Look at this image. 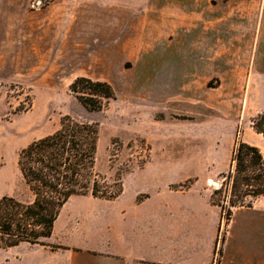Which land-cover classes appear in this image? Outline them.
I'll use <instances>...</instances> for the list:
<instances>
[{"label":"rangeland","instance_id":"1","mask_svg":"<svg viewBox=\"0 0 264 264\" xmlns=\"http://www.w3.org/2000/svg\"><path fill=\"white\" fill-rule=\"evenodd\" d=\"M26 1L25 27L13 14L8 34L0 20V199L30 198L19 153L56 131L65 116L99 124L97 170L113 190L119 178L148 184L172 175V189L201 180L213 194L209 181L223 184L237 140L253 141L264 156V136L252 127L264 111V64L247 66L259 83L248 104L246 87L230 94L215 89L220 80L213 79L209 107L172 96L153 106L144 83L149 0H45L38 11ZM80 77L109 82L117 99L89 111L69 89ZM260 199L254 210L238 208L264 214ZM27 247L0 248V264H18ZM260 257L255 264H264Z\"/></svg>","mask_w":264,"mask_h":264},{"label":"crops","instance_id":"2","mask_svg":"<svg viewBox=\"0 0 264 264\" xmlns=\"http://www.w3.org/2000/svg\"><path fill=\"white\" fill-rule=\"evenodd\" d=\"M27 11L26 0H0L8 34L17 16L26 26ZM147 33L144 83L153 106L172 96L209 107L213 79L230 94L246 87V104L258 91L246 69L264 64V0H149ZM173 178L124 182L115 200L73 197L46 244L17 246L29 245L18 264H255L257 255L264 263V214L237 207L226 223L205 182L172 189Z\"/></svg>","mask_w":264,"mask_h":264},{"label":"trees","instance_id":"3","mask_svg":"<svg viewBox=\"0 0 264 264\" xmlns=\"http://www.w3.org/2000/svg\"><path fill=\"white\" fill-rule=\"evenodd\" d=\"M69 89L79 103L93 112L102 111L117 99L112 84L90 77L78 78ZM252 127L264 136V111L253 120ZM99 141L98 123L65 116L56 131L20 151L17 164L30 198L22 201L5 195L0 199V248L11 249L22 243L46 244L64 205L75 196L115 200L123 193L121 178L113 190L97 170ZM223 177L211 203L221 208L227 223L234 208L253 207L264 196V156L260 149L237 140L229 170ZM221 253L220 247L219 256ZM219 263L220 258L216 261Z\"/></svg>","mask_w":264,"mask_h":264},{"label":"built area","instance_id":"4","mask_svg":"<svg viewBox=\"0 0 264 264\" xmlns=\"http://www.w3.org/2000/svg\"><path fill=\"white\" fill-rule=\"evenodd\" d=\"M45 0H31V7L35 10H38L42 8V6L45 4Z\"/></svg>","mask_w":264,"mask_h":264},{"label":"water","instance_id":"5","mask_svg":"<svg viewBox=\"0 0 264 264\" xmlns=\"http://www.w3.org/2000/svg\"><path fill=\"white\" fill-rule=\"evenodd\" d=\"M213 185L218 188L220 183L219 182H214Z\"/></svg>","mask_w":264,"mask_h":264},{"label":"bare ground","instance_id":"6","mask_svg":"<svg viewBox=\"0 0 264 264\" xmlns=\"http://www.w3.org/2000/svg\"><path fill=\"white\" fill-rule=\"evenodd\" d=\"M213 183H214V182H213ZM213 183H212V184H213Z\"/></svg>","mask_w":264,"mask_h":264}]
</instances>
